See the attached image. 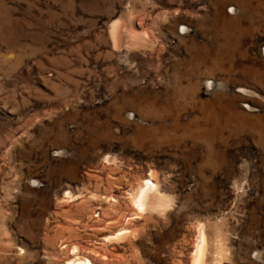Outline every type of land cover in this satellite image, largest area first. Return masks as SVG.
<instances>
[{"label": "rangeland", "instance_id": "obj_1", "mask_svg": "<svg viewBox=\"0 0 264 264\" xmlns=\"http://www.w3.org/2000/svg\"><path fill=\"white\" fill-rule=\"evenodd\" d=\"M200 232L264 264V0H0V264H193Z\"/></svg>", "mask_w": 264, "mask_h": 264}, {"label": "bare ground", "instance_id": "obj_2", "mask_svg": "<svg viewBox=\"0 0 264 264\" xmlns=\"http://www.w3.org/2000/svg\"><path fill=\"white\" fill-rule=\"evenodd\" d=\"M115 27L112 28L110 37L112 39V42L114 46H119L120 44L123 45L125 43V37L122 34L123 32L121 30V26L114 25ZM153 189V187H152ZM151 185L145 184L141 189H139V193L136 199V204L138 206H148V207H154L155 204L158 203V200L155 195H153ZM209 236V235H206ZM199 243L197 246V256L194 260L193 264H206L207 258H208V247L206 245L205 241V235L200 232L199 234ZM209 259V258H208ZM211 260V259H210ZM209 261V260H208ZM75 264H90L87 260L84 261H77Z\"/></svg>", "mask_w": 264, "mask_h": 264}]
</instances>
